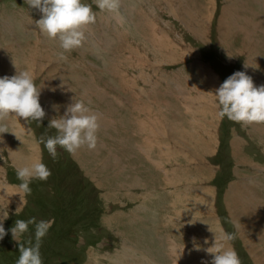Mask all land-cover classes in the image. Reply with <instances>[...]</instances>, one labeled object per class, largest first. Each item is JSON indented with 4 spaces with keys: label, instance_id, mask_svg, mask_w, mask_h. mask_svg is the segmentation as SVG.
Segmentation results:
<instances>
[{
    "label": "rangeland",
    "instance_id": "374dc122",
    "mask_svg": "<svg viewBox=\"0 0 264 264\" xmlns=\"http://www.w3.org/2000/svg\"><path fill=\"white\" fill-rule=\"evenodd\" d=\"M84 2L96 20L62 58L39 9L0 0V76L32 73L45 110L41 122L0 117V264H16L10 228L30 217L54 220L43 264H211L221 228L241 264H264V122L221 117L212 94L236 71L264 85V0ZM81 99L98 116L96 147L37 151ZM37 155L52 174L24 193L16 170ZM22 239L35 243L34 225Z\"/></svg>",
    "mask_w": 264,
    "mask_h": 264
},
{
    "label": "clouds",
    "instance_id": "9594fccd",
    "mask_svg": "<svg viewBox=\"0 0 264 264\" xmlns=\"http://www.w3.org/2000/svg\"><path fill=\"white\" fill-rule=\"evenodd\" d=\"M101 10L117 11L119 0H95ZM28 4L42 13L36 21L41 32L49 38L59 39L60 56L81 47L86 39L84 29L95 22L96 13L92 5L84 0H28ZM247 66V64H246ZM40 89L35 77L29 71H17L12 76H0V117L14 114L26 120L41 122L45 110L40 104ZM212 93V92H211ZM215 97L218 114L230 120L242 123L264 122V85L256 86L253 78L245 71H236L228 76L212 93ZM57 130L54 136L41 135L35 140L37 151L41 143L55 159L57 146L69 153H75L83 145L95 148L98 142V116L91 111L84 100H74L65 113L49 122ZM51 169L43 162L42 156L28 158L16 170L20 183L17 185L24 193H30L33 179L47 180ZM26 201H22L16 213L22 210ZM0 240L7 234L4 220L9 216L7 209H0ZM54 220H36V217L16 219L10 228L12 238L19 242L20 255L16 264H43L40 251L42 238L48 233ZM35 226V243L22 242V237ZM235 233L220 229L219 242L216 241L207 251L214 254L211 264H241V259L234 247L230 245ZM198 247V246H197ZM102 254H97V264Z\"/></svg>",
    "mask_w": 264,
    "mask_h": 264
},
{
    "label": "trees",
    "instance_id": "16d2710c",
    "mask_svg": "<svg viewBox=\"0 0 264 264\" xmlns=\"http://www.w3.org/2000/svg\"><path fill=\"white\" fill-rule=\"evenodd\" d=\"M211 60H212V59H211ZM46 138H47V137H46ZM44 181H45V180H44ZM42 184H44L43 181L37 179V180H36V183H34V186H37V185L41 186ZM56 190H57V189H56ZM33 199H34V198H33ZM66 204H68V200H67V203H66ZM55 207H56V205H55L54 207L50 208V209L48 208L47 211L50 212V211L53 210ZM54 217L56 218V217H58V216H57L56 214H54ZM58 219H59V218H58ZM61 219H62V217H61ZM75 222L78 223V219H76ZM64 223H65V222H64ZM64 223H63V225H64ZM63 231H64V230H63ZM60 234H61V231H60L59 235H60ZM61 235H62V234H61ZM58 239H59V237L57 238V240H55V242H57ZM59 240H60V239H59ZM22 241H23V239H22ZM65 242H67V241H65L64 239L61 240V243H62V244L65 243ZM74 244H75V243H74ZM73 249H77V248L74 247V245H73ZM46 254H47V252L45 251V255H46ZM45 255H44V256H45ZM44 256H43V258H45V260H46V257H44Z\"/></svg>",
    "mask_w": 264,
    "mask_h": 264
},
{
    "label": "bare ground",
    "instance_id": "6f19581e",
    "mask_svg": "<svg viewBox=\"0 0 264 264\" xmlns=\"http://www.w3.org/2000/svg\"><path fill=\"white\" fill-rule=\"evenodd\" d=\"M228 12V11H227ZM250 65V64H249ZM252 66V65H251ZM218 80V79H217ZM213 84V83H212ZM213 108V107H212ZM193 109V108H192ZM209 110V109H208ZM193 111V110H192ZM216 111V110H215ZM218 111V110H217ZM217 113V112H216ZM213 114V113H212ZM211 115V114H210ZM212 116V115H211ZM218 117V116H217ZM212 147H214L213 145H212ZM208 148H206V150H207ZM180 151V150H179ZM181 152V151H180ZM182 153V152H181ZM196 153V152H195ZM207 153V152H206ZM185 154H187V153H185ZM174 155V154H173ZM195 156V155H194ZM179 157H181V156H179ZM184 158V157H183ZM185 159V158H184ZM189 162V161H188ZM181 169V168H180ZM180 171V170H179ZM178 171V172H179ZM234 171V170H233ZM188 172V171H187ZM200 173V172H199ZM231 174V173H230ZM195 177V176H194ZM198 179V178H197ZM227 181H229V180H227ZM168 183V182H167ZM205 184V183H204ZM264 184V183H263ZM230 186V185H229ZM201 187H203V186H201ZM233 187H234V185H233ZM197 188V187H196ZM15 189V188H14ZM200 190V189H199ZM202 190H204L203 188H202ZM209 190V189H208ZM231 190V189H230ZM177 191V190H176ZM212 191V190H211ZM210 192V191H209ZM234 192V191H233ZM172 193V192H171ZM235 193V192H234ZM200 194V193H199ZM208 194V193H207ZM226 194V193H225ZM241 195V194H240ZM238 197V196H237ZM236 197V198H237ZM212 198V197H211ZM228 198H229V196H228ZM235 199V198H234ZM234 201H236V200H234ZM229 206V205H228ZM230 207H232V206H230ZM235 210V209H234ZM238 210V209H237ZM233 210L231 209V212H232ZM230 212V213H231ZM225 213V212H224ZM235 215V214H234ZM232 216V215H231ZM215 220V219H214ZM13 221V220H12ZM190 221V220H189ZM204 221V220H203ZM216 221V220H215ZM8 222V221H7ZM12 227V226H11ZM218 227H219V225H218ZM197 228V227H196ZM208 232V231H207ZM241 247V246H240ZM212 258V257H211ZM205 260V259H204Z\"/></svg>",
    "mask_w": 264,
    "mask_h": 264
}]
</instances>
